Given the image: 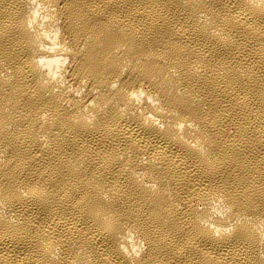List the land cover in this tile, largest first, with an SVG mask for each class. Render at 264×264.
I'll use <instances>...</instances> for the list:
<instances>
[{"label":"bare ground","instance_id":"obj_1","mask_svg":"<svg viewBox=\"0 0 264 264\" xmlns=\"http://www.w3.org/2000/svg\"><path fill=\"white\" fill-rule=\"evenodd\" d=\"M0 264H264V0H0Z\"/></svg>","mask_w":264,"mask_h":264}]
</instances>
